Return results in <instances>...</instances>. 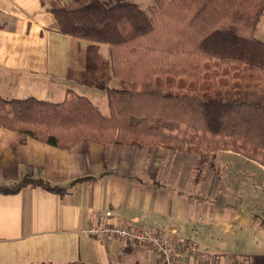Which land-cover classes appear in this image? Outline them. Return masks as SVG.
Listing matches in <instances>:
<instances>
[{
    "label": "crops",
    "instance_id": "0c3cea01",
    "mask_svg": "<svg viewBox=\"0 0 264 264\" xmlns=\"http://www.w3.org/2000/svg\"><path fill=\"white\" fill-rule=\"evenodd\" d=\"M50 8V0H0V96L60 104L71 91L109 117L108 90L127 85L114 77L110 46L62 34ZM256 33L264 42V15ZM188 152L91 142L60 149L0 128V186L30 179L67 189L0 192V264H163L147 245L89 236L99 224L192 240L209 255L180 264L264 257V167L220 152L199 182V159ZM246 239L254 250L242 251Z\"/></svg>",
    "mask_w": 264,
    "mask_h": 264
},
{
    "label": "trees",
    "instance_id": "16d2710c",
    "mask_svg": "<svg viewBox=\"0 0 264 264\" xmlns=\"http://www.w3.org/2000/svg\"><path fill=\"white\" fill-rule=\"evenodd\" d=\"M50 4L62 34L110 46L114 77L127 85L108 90L109 117L71 91L60 104L0 96V128L60 149L163 145L233 152L264 167V42L256 37L264 0H155L147 9L127 0ZM30 185L67 191L24 179L0 192ZM246 260L264 264V257Z\"/></svg>",
    "mask_w": 264,
    "mask_h": 264
},
{
    "label": "built area",
    "instance_id": "2783aa9c",
    "mask_svg": "<svg viewBox=\"0 0 264 264\" xmlns=\"http://www.w3.org/2000/svg\"><path fill=\"white\" fill-rule=\"evenodd\" d=\"M89 236L118 239L130 244L147 245L154 249L163 264H180L188 258L208 260V253L188 239L173 238L151 230H136L120 225L99 224L87 230Z\"/></svg>",
    "mask_w": 264,
    "mask_h": 264
},
{
    "label": "rangeland",
    "instance_id": "374dc122",
    "mask_svg": "<svg viewBox=\"0 0 264 264\" xmlns=\"http://www.w3.org/2000/svg\"><path fill=\"white\" fill-rule=\"evenodd\" d=\"M156 9V11L158 12L159 11V9L156 7L155 8ZM257 34V33H256ZM257 37H258V34H257ZM157 146V145H156ZM189 150H187V151H184V152H188ZM188 156L189 157H191V158H194V159H199V161H198V163H197V167H198V173H197V180L199 181V182H201V181H203L204 180V178H205V170H206V166H207V168H209L210 166H209V164H210V161H211V156L213 155V154H207V155H203L202 153H198L197 151H195V150H190L188 153ZM197 157V158H196ZM212 171H213V169H212ZM207 172H208V169H207ZM215 173H217V169H215V171H214ZM222 177H223V179L226 177V175L224 174V173H222V175H221ZM244 178V177H243ZM242 178V179H243ZM241 180V179H240ZM245 179H243V180H241V181H244ZM223 182L225 183V182H227V181H225V180H223ZM234 182V181H233ZM228 184V186H229V182L227 183ZM241 184H243V183H238V185H239V188L241 187ZM257 185V184H256ZM231 187L232 188H234V189H238L236 186H235V184H232L231 185ZM254 189H257V188H255L254 187ZM235 191V190H234ZM263 223V222H262ZM257 240L258 241H261V237H257ZM261 243V242H260ZM251 249H253L254 250V248H252L251 246H250V244H249V240L248 239H246V241H244V246L242 247V251L243 252H245V251H249V250H251ZM260 250L262 251V252H264V244H263V248H261L260 247ZM262 254H264V253H262ZM258 257V256H257ZM249 258V257H248ZM251 258H254V257H251ZM255 258H256V256H255ZM238 260H239V264H247L248 262V260H244L243 258H240V257H238ZM232 262H235V260H232Z\"/></svg>",
    "mask_w": 264,
    "mask_h": 264
}]
</instances>
